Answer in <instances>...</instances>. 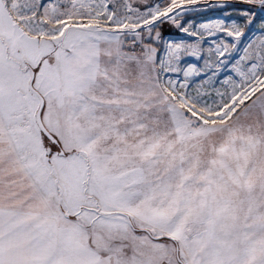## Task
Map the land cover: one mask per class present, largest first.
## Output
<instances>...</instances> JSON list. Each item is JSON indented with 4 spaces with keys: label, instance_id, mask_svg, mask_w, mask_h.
Returning a JSON list of instances; mask_svg holds the SVG:
<instances>
[{
    "label": "snow or ice",
    "instance_id": "1",
    "mask_svg": "<svg viewBox=\"0 0 264 264\" xmlns=\"http://www.w3.org/2000/svg\"><path fill=\"white\" fill-rule=\"evenodd\" d=\"M0 264H264V0H0Z\"/></svg>",
    "mask_w": 264,
    "mask_h": 264
}]
</instances>
